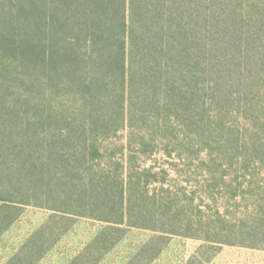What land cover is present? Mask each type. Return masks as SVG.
I'll return each mask as SVG.
<instances>
[{
  "label": "trees",
  "instance_id": "16d2710c",
  "mask_svg": "<svg viewBox=\"0 0 264 264\" xmlns=\"http://www.w3.org/2000/svg\"><path fill=\"white\" fill-rule=\"evenodd\" d=\"M239 129L251 137L238 154L264 160V0H0V236L28 206L52 212L5 264H34L76 217L105 225L70 264H97L132 228L156 235L127 264L174 235L264 248L263 177L238 185L257 197L238 225L234 212L202 215L204 196L195 203L153 159L163 151L209 170L205 159H221L207 158L205 132ZM228 165L210 170L207 198Z\"/></svg>",
  "mask_w": 264,
  "mask_h": 264
},
{
  "label": "rangeland",
  "instance_id": "374dc122",
  "mask_svg": "<svg viewBox=\"0 0 264 264\" xmlns=\"http://www.w3.org/2000/svg\"><path fill=\"white\" fill-rule=\"evenodd\" d=\"M176 127L174 126V129L176 128L177 133L183 131L185 134H191L190 138L193 144L200 140L199 137L195 139L194 137L192 138L193 130H187L179 124H177ZM218 131L205 132L211 134L210 140L207 141L203 139L206 145L211 147H206L207 150L204 152L207 153L209 150H212L213 152L211 156L207 155V158L216 157L221 159L219 162L215 161L210 164H208V160L205 159L204 163L205 165H209V170H207V167L203 166L201 162L198 164L196 158H194L193 161L190 157L189 159L181 160L177 155L170 157L163 151L156 153L153 156V159L156 160V166L159 167L161 165L170 170V179L172 177L176 178V181H173L174 184L177 186L185 185L187 190L197 197L195 203L199 202L200 198L204 196L203 202H200L202 211L204 210V213H201L202 215H205V213L211 214V209H219L223 212H234L236 213V215H234L236 218L231 221L238 225H247V222L250 221L249 218L245 217V222H240L239 218L245 213L254 210V200L255 198L257 199V197L252 196L253 192L250 191L251 189L246 185L239 188L237 187L240 185L243 177L249 179L253 176L252 178L259 179L257 177H263L264 179V170L262 171V169H264V162L262 168L260 167V162L264 160L261 158H254L252 148L246 152H244L245 150L242 148L243 154H238V146L236 144L239 143L240 145H244L245 141H248L251 137L249 131H246L245 129H239L238 131H224L223 133ZM124 134V136H126L127 133ZM207 134L206 136H209ZM219 137H222L223 140ZM237 137L240 139L238 142L231 140ZM123 140L125 141L126 137ZM166 142L167 140H165L164 143ZM223 143H227L228 145V148L224 151L220 150ZM229 145L234 146L230 148ZM188 146L189 144L187 143L185 149H187ZM125 152H127V149ZM233 154L235 155V158H232ZM236 155H240L243 160L244 157L249 160L250 167L248 170H237L238 165L235 164V160H237ZM241 158L239 161H241ZM252 159H256V162L251 164ZM169 162L180 164L179 167L184 169L185 173L176 176ZM220 162H228L232 165V167H229V165L223 167L229 169L225 178L227 182H224L219 190L220 193L215 194L214 199L207 198L203 191V185H205L207 180L211 178L214 179L212 182L216 181L215 177H218V173H213L211 175L210 170L215 168V165ZM150 163L153 162L149 160L148 164ZM258 174H261L262 176H258ZM238 176L240 178L237 182L234 181L232 184L233 186L230 187L229 182L232 179H236ZM187 179L191 180V185L186 182ZM155 186L159 187L160 185L155 183L153 184V187ZM233 191H236L239 196L236 198L229 197ZM191 208V210L194 209L195 211H193L199 215V212L194 205H191ZM188 210L190 211V209ZM51 213L52 212L47 209L34 206L24 208L18 220L0 236V264H5L30 237L31 233L50 217ZM65 220V228H61L62 234L58 240H56L42 258L34 264H70L73 258L86 247L89 241L92 240L105 225L103 222L86 217L67 218ZM186 221L187 220H185V222ZM228 223L229 222L226 224ZM154 235H156L155 232L145 229L132 228L128 230L121 241L100 256V261L97 264H127L139 249ZM238 239L248 241L247 238ZM233 243L234 244H218L199 238L174 235L165 240L161 250L157 252L153 259L149 261L144 260L138 264H264V248H252L246 245H239L237 242Z\"/></svg>",
  "mask_w": 264,
  "mask_h": 264
}]
</instances>
